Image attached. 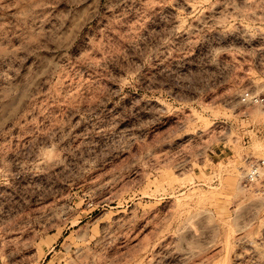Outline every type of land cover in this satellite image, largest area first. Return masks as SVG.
Segmentation results:
<instances>
[{"label": "rangeland", "instance_id": "rangeland-1", "mask_svg": "<svg viewBox=\"0 0 264 264\" xmlns=\"http://www.w3.org/2000/svg\"><path fill=\"white\" fill-rule=\"evenodd\" d=\"M260 94L264 0H0V264H264Z\"/></svg>", "mask_w": 264, "mask_h": 264}, {"label": "built area", "instance_id": "built-area-1", "mask_svg": "<svg viewBox=\"0 0 264 264\" xmlns=\"http://www.w3.org/2000/svg\"><path fill=\"white\" fill-rule=\"evenodd\" d=\"M253 101L264 109V94L255 96L253 98ZM250 165L251 170L247 172V182L260 181L262 186L261 191L264 193V174L262 173V170L260 169L259 164L257 162H253Z\"/></svg>", "mask_w": 264, "mask_h": 264}]
</instances>
